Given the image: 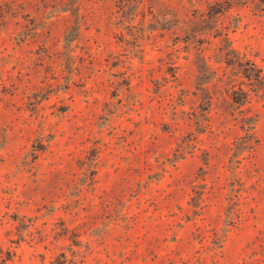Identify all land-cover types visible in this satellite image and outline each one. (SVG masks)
Returning a JSON list of instances; mask_svg holds the SVG:
<instances>
[{"label":"rangeland","instance_id":"rangeland-1","mask_svg":"<svg viewBox=\"0 0 264 264\" xmlns=\"http://www.w3.org/2000/svg\"><path fill=\"white\" fill-rule=\"evenodd\" d=\"M0 264H264V0H0Z\"/></svg>","mask_w":264,"mask_h":264},{"label":"trees","instance_id":"trees-1","mask_svg":"<svg viewBox=\"0 0 264 264\" xmlns=\"http://www.w3.org/2000/svg\"><path fill=\"white\" fill-rule=\"evenodd\" d=\"M246 101V100H245Z\"/></svg>","mask_w":264,"mask_h":264}]
</instances>
